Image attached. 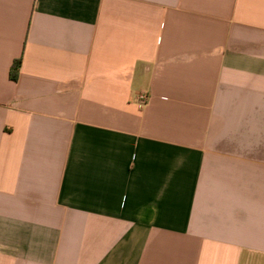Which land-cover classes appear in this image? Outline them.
Masks as SVG:
<instances>
[{
	"label": "crops",
	"instance_id": "0c3cea01",
	"mask_svg": "<svg viewBox=\"0 0 264 264\" xmlns=\"http://www.w3.org/2000/svg\"><path fill=\"white\" fill-rule=\"evenodd\" d=\"M0 264H264V0H0Z\"/></svg>",
	"mask_w": 264,
	"mask_h": 264
},
{
	"label": "trees",
	"instance_id": "16d2710c",
	"mask_svg": "<svg viewBox=\"0 0 264 264\" xmlns=\"http://www.w3.org/2000/svg\"><path fill=\"white\" fill-rule=\"evenodd\" d=\"M21 67V59L15 60L9 71V79L16 82L19 76V70Z\"/></svg>",
	"mask_w": 264,
	"mask_h": 264
},
{
	"label": "built area",
	"instance_id": "2783aa9c",
	"mask_svg": "<svg viewBox=\"0 0 264 264\" xmlns=\"http://www.w3.org/2000/svg\"><path fill=\"white\" fill-rule=\"evenodd\" d=\"M149 101V95L147 93H140L137 97V104L139 105L140 108H143L147 105Z\"/></svg>",
	"mask_w": 264,
	"mask_h": 264
}]
</instances>
